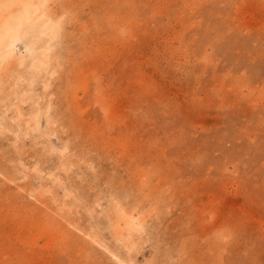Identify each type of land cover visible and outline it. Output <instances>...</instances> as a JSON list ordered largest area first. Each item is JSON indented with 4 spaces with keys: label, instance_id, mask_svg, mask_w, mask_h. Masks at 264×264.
I'll use <instances>...</instances> for the list:
<instances>
[{
    "label": "rangeland",
    "instance_id": "obj_1",
    "mask_svg": "<svg viewBox=\"0 0 264 264\" xmlns=\"http://www.w3.org/2000/svg\"><path fill=\"white\" fill-rule=\"evenodd\" d=\"M18 22L0 264H264V0H0Z\"/></svg>",
    "mask_w": 264,
    "mask_h": 264
},
{
    "label": "bare ground",
    "instance_id": "obj_2",
    "mask_svg": "<svg viewBox=\"0 0 264 264\" xmlns=\"http://www.w3.org/2000/svg\"><path fill=\"white\" fill-rule=\"evenodd\" d=\"M27 11V10H26ZM24 12V13H27V12ZM7 15H9V14H7ZM22 16H24V15H22ZM20 17H21V15H20ZM20 17H18V18H20ZM15 18V17H14ZM27 19V17L25 18V20ZM33 19V18H32ZM31 19V20H32ZM14 20V19H13ZM12 20V21H13ZM15 20H19V19H16L15 18ZM22 20H24V18L22 19ZM29 22V21H28ZM45 24V23H44ZM21 22H18V23H15V24H12L8 29H7V31H6V33L5 34H2V36L0 35V44L1 45H4V46H2V47H5L6 46V48H8V46H9V48H10V46L11 45H13V42L15 41V39L16 40H18L17 39V37H18V34L20 33V29H21ZM2 26V25H1ZM44 37V36H43ZM47 38H48V36H47ZM1 47V46H0ZM47 47V46H46ZM11 49V48H10ZM28 49V48H27ZM6 50H8V49H6ZM5 50V51H6ZM3 52V51H2ZM7 52V51H6ZM2 54V53H1ZM3 54L5 55V53L3 52ZM9 54V53H8ZM12 54V53H11ZM13 55V54H12ZM45 55V54H44ZM2 60H3V58H2ZM43 60V59H42ZM44 62V61H43ZM21 63V62H20ZM1 67V66H0ZM131 219V218H130ZM134 224V223H133ZM128 225V224H127ZM132 226V225H131Z\"/></svg>",
    "mask_w": 264,
    "mask_h": 264
}]
</instances>
